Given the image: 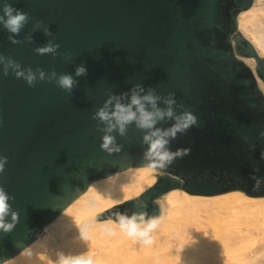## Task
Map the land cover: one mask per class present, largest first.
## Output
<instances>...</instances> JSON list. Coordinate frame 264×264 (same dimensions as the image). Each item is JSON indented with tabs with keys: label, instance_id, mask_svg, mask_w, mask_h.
Masks as SVG:
<instances>
[{
	"label": "water",
	"instance_id": "95a60500",
	"mask_svg": "<svg viewBox=\"0 0 264 264\" xmlns=\"http://www.w3.org/2000/svg\"><path fill=\"white\" fill-rule=\"evenodd\" d=\"M26 12L29 22L13 44L0 26V54L24 69L71 74L72 93L55 82L29 87L0 66V156L8 157L0 186L12 197L10 231L0 230V264L12 259L43 233L90 185L129 168H156L157 182L139 198L99 215L146 211L159 218L160 200L181 189L215 196L243 191L264 197V57L239 31V15L254 0H7ZM5 0H0V15ZM43 21L52 32L33 31ZM49 40L57 55L34 49ZM62 53H70L65 61ZM256 60L255 70L246 59ZM86 75L75 76L77 66ZM136 84L160 96L175 93L182 112L197 124L170 142L172 162L160 168L145 159L143 131L129 126L116 136L119 152L100 147L103 133L93 113L109 94L129 92ZM161 107L164 105L161 103ZM173 121L158 123L170 127ZM103 127V125H100Z\"/></svg>",
	"mask_w": 264,
	"mask_h": 264
},
{
	"label": "bare ground",
	"instance_id": "6f19581e",
	"mask_svg": "<svg viewBox=\"0 0 264 264\" xmlns=\"http://www.w3.org/2000/svg\"><path fill=\"white\" fill-rule=\"evenodd\" d=\"M263 29L264 0H254L253 6L239 15V31L254 45L262 57H264ZM246 61L255 70L256 60L250 58ZM259 83L264 91V84L260 79ZM159 173L156 168L151 166L129 168L93 182L84 194L71 203L53 223L45 227L35 242L2 264H34L36 263L34 261L46 256L58 259L60 254L88 253L90 241H96V239L108 240L112 238L116 242L119 240L115 238H121L124 241L120 239V242L124 243L129 236L119 227H114L116 220H100L98 217L115 206L139 198L157 182ZM159 202L161 205L159 224L151 235H159L167 239L178 236L180 233L178 221L185 219L186 215L199 216L202 212L227 213L233 219H237L242 212H248L258 215L256 218L264 219V197H251L239 190L215 196H203L175 189ZM179 214L181 215L179 216ZM80 227H84L88 232L87 240L80 237ZM181 227L182 230L186 228L185 225ZM195 229L197 228L195 227ZM125 248L128 250V247ZM125 248L123 249L126 250ZM245 251L239 250V254H234L230 258L213 264H264V249L253 253ZM119 252L122 254L125 251ZM121 254L119 253V255Z\"/></svg>",
	"mask_w": 264,
	"mask_h": 264
},
{
	"label": "clouds",
	"instance_id": "9594fccd",
	"mask_svg": "<svg viewBox=\"0 0 264 264\" xmlns=\"http://www.w3.org/2000/svg\"><path fill=\"white\" fill-rule=\"evenodd\" d=\"M3 14L0 15V26L7 30L9 40L13 44L33 43V37L28 35L24 40H18V36L24 26L31 19L29 14L20 9L14 8L5 0L2 8ZM43 30L47 36H52L49 27L43 21H36L33 25V31L37 29ZM60 44L49 40L46 45L39 46L34 49L38 55H52L55 57L60 48ZM64 60L70 61V53L61 54ZM0 66L3 68V75L7 76L9 70L17 79H23L29 87H35L37 81H47L55 84L62 90L72 93L77 86L78 81L71 74H57L55 71L46 74L42 69L37 68L35 71L32 68L24 69L21 64L10 57H5L0 54ZM87 69L83 65L77 66L75 76L80 77L86 75ZM164 107H161L160 104ZM183 108V105H178L175 99V93H169L167 96H160L156 93L155 88L149 87L147 91L142 84H136L129 92L119 95L109 94L106 101L92 115L93 120H97V130L103 133L100 145L103 151L108 153L119 152L121 145L117 144L116 136L126 137L129 126L135 125L136 129L144 132L142 136V144L146 145L144 150L145 159L154 161L160 168L169 165L174 156L187 154V150H177L176 153L170 151L169 145L178 134L185 133L190 127L197 124V117L190 111L184 110L177 112L176 108ZM166 120H171L173 123L170 127H157L158 123ZM100 125H103L101 127ZM8 162V157L0 156V173H3L5 165ZM14 197L10 196L0 186V230L5 232L10 231L14 227V223H9L7 217L11 215L12 220H15L16 213L12 210L10 200ZM159 224V218L149 215L146 211L127 212L117 214V221L114 227H119L130 238L140 240L143 243H151V233ZM79 235L83 240L88 239V232L84 227H80ZM57 264H98L91 252L82 253L79 255L60 254Z\"/></svg>",
	"mask_w": 264,
	"mask_h": 264
},
{
	"label": "rangeland",
	"instance_id": "374dc122",
	"mask_svg": "<svg viewBox=\"0 0 264 264\" xmlns=\"http://www.w3.org/2000/svg\"><path fill=\"white\" fill-rule=\"evenodd\" d=\"M256 216L242 212L234 220L227 213L186 215L185 219L182 217L178 221L180 233L176 238L151 235V243L147 244L130 237L126 238L127 241L130 239L128 243H121V238L115 237L119 241L96 239L90 241L88 251L98 264H213L239 254V250L253 253L264 249V219ZM183 225L186 228L182 230ZM119 251L125 252L121 254ZM57 260L46 256L33 263L57 264Z\"/></svg>",
	"mask_w": 264,
	"mask_h": 264
}]
</instances>
